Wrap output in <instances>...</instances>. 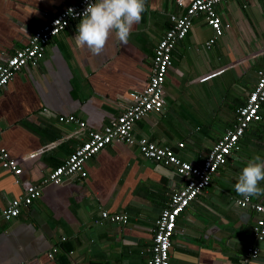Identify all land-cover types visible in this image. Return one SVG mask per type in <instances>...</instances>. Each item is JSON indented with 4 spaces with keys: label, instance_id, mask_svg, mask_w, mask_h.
<instances>
[{
    "label": "crops",
    "instance_id": "obj_1",
    "mask_svg": "<svg viewBox=\"0 0 264 264\" xmlns=\"http://www.w3.org/2000/svg\"><path fill=\"white\" fill-rule=\"evenodd\" d=\"M77 0H0V61L24 46L29 34L63 6ZM221 33L198 14L171 52L162 84L163 108L135 121L132 133L167 145L182 160L199 164L210 146L231 127L256 72L264 66V0H225L215 5ZM184 8L174 0H145L129 42L113 33L99 56L74 40L80 19L51 37L36 66H22L0 90V148L19 168L14 182L0 161V209L38 184L86 137L73 114L101 129L121 111L127 93L148 79L152 49ZM213 38L206 47L205 42ZM226 162L177 216L170 264H264V238L250 233L257 216L236 205L234 189L246 163L264 160V102ZM182 146L178 147L177 143ZM86 175L44 184L19 214L0 220V264H139L148 257L154 220L184 179L173 168L141 155L136 144L111 142L84 163ZM264 188V181L260 182ZM264 204V194L248 198ZM125 212V224L99 213ZM100 221L98 222L97 220ZM64 237V240L60 238ZM255 258L245 261L246 248ZM57 247L53 258L47 252Z\"/></svg>",
    "mask_w": 264,
    "mask_h": 264
},
{
    "label": "built area",
    "instance_id": "obj_2",
    "mask_svg": "<svg viewBox=\"0 0 264 264\" xmlns=\"http://www.w3.org/2000/svg\"><path fill=\"white\" fill-rule=\"evenodd\" d=\"M174 1L176 5L183 7L184 11L180 15L171 14L169 16L168 26L152 49L150 71L145 86L138 91H129L127 97L124 98L126 104L121 105L123 106L121 111L101 129L88 128L83 120L73 114L59 115L57 117L59 122L75 124L78 128L86 131V137L60 164L49 170L38 184L28 185L21 195L16 196L5 207L1 208L0 220L8 221L16 217L22 206H28L39 197L41 186L44 184L57 185L67 176L84 177L86 175L85 161L105 145L111 142L134 143L143 157L173 168L184 179L182 186L170 194L166 205L161 208L154 220L151 242L147 249L148 257L143 263H139L170 264L169 248L177 216L210 183L212 175L226 162L247 126L261 118L260 107L264 102L263 66L257 70L255 83L247 92L244 103L235 108L233 124L210 146L199 164L180 159L167 145L133 136L132 128L135 121L148 112H159L163 108L162 84L171 64V52L175 44L187 34L192 18L202 14L205 22L212 28L214 35L221 33L220 20L216 16L214 7L218 3L225 2V0ZM91 2L94 0H77L67 4L33 29L24 46L15 49L4 61H0V90L22 66H36L49 39L63 30L72 20L80 19V13ZM68 8L73 9L74 16L67 14ZM212 41L213 38H209L205 42V46L208 47ZM177 146L181 147L182 143L178 142ZM6 160L7 153L3 148H0V161L6 162L14 182L18 183L16 175L19 173V168L15 166L13 161ZM235 203L240 207L248 206L256 213L257 216L251 225L250 233L255 242L263 239L264 204L252 202L243 196L236 198ZM99 218L125 224L128 215L125 212L110 213L101 210ZM100 219L97 221L99 222ZM60 239L64 240V237ZM57 250V247H52L47 252V257L53 258ZM256 254L257 248L253 245L248 246L244 260L249 261V259L255 258Z\"/></svg>",
    "mask_w": 264,
    "mask_h": 264
},
{
    "label": "clouds",
    "instance_id": "obj_3",
    "mask_svg": "<svg viewBox=\"0 0 264 264\" xmlns=\"http://www.w3.org/2000/svg\"><path fill=\"white\" fill-rule=\"evenodd\" d=\"M145 11V0H94L80 13L74 37L76 45L99 56L114 33L121 45H127L133 25L139 23ZM67 14L75 15L72 8ZM264 160L256 156L243 166L234 185L236 193L245 198L264 194Z\"/></svg>",
    "mask_w": 264,
    "mask_h": 264
}]
</instances>
